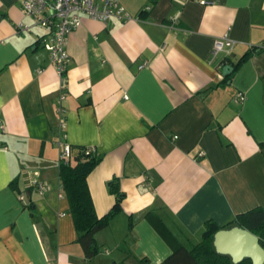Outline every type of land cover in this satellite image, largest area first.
<instances>
[{
	"label": "crops",
	"instance_id": "crops-1",
	"mask_svg": "<svg viewBox=\"0 0 264 264\" xmlns=\"http://www.w3.org/2000/svg\"><path fill=\"white\" fill-rule=\"evenodd\" d=\"M200 1L121 0L129 21L82 16L68 37L70 159L80 148L101 157L86 180L98 217L115 202L109 181L125 194L87 260L58 174L63 79L45 30L15 32L31 26L22 0H0V264H162L199 243L206 222L264 209V0ZM223 36L232 51L212 57ZM255 47L224 81V66Z\"/></svg>",
	"mask_w": 264,
	"mask_h": 264
},
{
	"label": "trees",
	"instance_id": "trees-1",
	"mask_svg": "<svg viewBox=\"0 0 264 264\" xmlns=\"http://www.w3.org/2000/svg\"><path fill=\"white\" fill-rule=\"evenodd\" d=\"M262 48L255 47L241 57L236 64L225 65L230 74H224V81L230 79L237 64L252 54L261 52ZM101 157L95 153H88L87 149L80 148L78 154L66 163L59 164V179L62 189L69 202L71 217L76 232V242L80 245L84 257L91 260L99 253V247L95 236L108 227L109 222L121 210V203L125 194L121 191L118 180L112 179L108 182V190L115 197L114 205L103 216L98 217L95 213L93 202L87 186V177L99 164ZM146 217L151 220L157 229L164 230V224L160 219L148 213ZM233 227L244 229L258 238L259 245L264 249V209L255 208L248 212L236 215L228 223L219 226L212 221L204 224L202 239L190 248L178 245L171 255L162 264H234L227 255L215 252L213 237L220 230H228ZM173 240V237L171 236ZM237 264H252L246 258Z\"/></svg>",
	"mask_w": 264,
	"mask_h": 264
},
{
	"label": "built area",
	"instance_id": "built-area-1",
	"mask_svg": "<svg viewBox=\"0 0 264 264\" xmlns=\"http://www.w3.org/2000/svg\"><path fill=\"white\" fill-rule=\"evenodd\" d=\"M201 4H207L204 0ZM146 10H149L147 8ZM21 14L31 21V26L24 22L15 25L17 34L29 33L31 27H37L46 31L40 38L42 49L49 57L51 67L55 70L59 79H63V84L57 99L56 113L58 116V127L61 133V140L57 142L59 147V163H66L71 157L72 148L65 142L66 128L63 102L66 98L64 90V78L67 72L69 56L67 53V41L69 35L81 25V17L86 16L91 20L107 23L110 19L120 22L129 21L130 15L121 4V0H22ZM235 45V41L223 36L214 41L212 57L219 53L229 54ZM262 48V47H261ZM263 49V48H262ZM42 71L39 70L38 74ZM237 99L244 101V95L237 93ZM0 130L3 126L0 124ZM88 153H95L93 148L87 149ZM201 155V154H200ZM38 194H42L46 187L36 181L29 183ZM24 199V194L20 193L19 200Z\"/></svg>",
	"mask_w": 264,
	"mask_h": 264
},
{
	"label": "water",
	"instance_id": "water-1",
	"mask_svg": "<svg viewBox=\"0 0 264 264\" xmlns=\"http://www.w3.org/2000/svg\"><path fill=\"white\" fill-rule=\"evenodd\" d=\"M229 72L227 67L223 68V74ZM213 247L216 253L229 256L234 264L246 258L252 264H264V249L258 238L244 229L233 227L218 231L213 237Z\"/></svg>",
	"mask_w": 264,
	"mask_h": 264
}]
</instances>
